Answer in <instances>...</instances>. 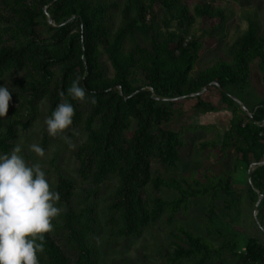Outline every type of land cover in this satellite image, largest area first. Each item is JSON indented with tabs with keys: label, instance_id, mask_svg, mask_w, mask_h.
Returning <instances> with one entry per match:
<instances>
[{
	"label": "trees",
	"instance_id": "trees-1",
	"mask_svg": "<svg viewBox=\"0 0 264 264\" xmlns=\"http://www.w3.org/2000/svg\"><path fill=\"white\" fill-rule=\"evenodd\" d=\"M214 1L195 3L191 14L183 0H124L118 7L112 3L119 9L122 25L111 32L105 0H0V83L7 76L20 74L13 81L19 112L15 107L9 109L2 131L0 119V154L12 147L19 120L24 119L22 127L26 128L35 118L40 99H46L50 115L58 102L68 98L60 92L66 94L72 80L82 76L96 103L71 100L75 108L71 126L85 134V141L74 153L77 173L95 187L116 178L108 210L117 218L119 236H138L163 216L170 224L175 215L186 213L195 198H206L210 222L216 217L213 204L217 198L227 205L235 204L246 191L252 194V188L262 196L255 229L264 234V100L246 113L227 95L230 86L239 94L249 88L253 66L260 71L264 85V35L259 32L255 11L242 10L246 28L227 47L225 60L194 71L199 44L191 33L192 24L195 18L223 21L222 11L212 5ZM155 5L165 17L159 25ZM46 14L53 26L46 22ZM41 26L46 36L38 33ZM102 54L111 76L100 62ZM208 85L215 89L222 109L231 118L224 133L199 142L198 148L219 154L232 150L238 157L236 162L246 167L250 156L256 164L250 173L251 186L246 182L242 189L233 188L232 174L223 170L215 173L205 168L200 179L151 171L152 163L174 169L181 162L183 141L178 132L163 126L171 121L175 102L198 94ZM192 109L199 116L217 112L199 99ZM199 127L216 132L212 125ZM146 186L154 191L171 190L175 196L170 200L147 197L143 193ZM55 190L66 207L60 228L73 245L75 256L72 260L45 233L42 255L46 264H95L94 249L86 239L97 233L93 206L88 203L75 209L73 183L61 174ZM169 233L172 241L162 254L168 264H215L225 258L235 264H264V237L252 232H241L242 252L237 251V241L229 239L230 232L221 228L214 231L216 241L182 226L172 227Z\"/></svg>",
	"mask_w": 264,
	"mask_h": 264
},
{
	"label": "rangeland",
	"instance_id": "rangeland-1",
	"mask_svg": "<svg viewBox=\"0 0 264 264\" xmlns=\"http://www.w3.org/2000/svg\"><path fill=\"white\" fill-rule=\"evenodd\" d=\"M105 1L109 6L108 24H110V30L113 32L122 25V19L119 9L112 6V3H116L118 7L124 0ZM199 1L202 0H183V3L187 5L191 14L194 4ZM212 5L222 11L224 19L223 21L207 18L194 19L191 33L199 44L198 59L194 71L211 66L217 60H225L227 47L246 28V22L241 17L242 10L252 9L255 11L258 16L259 32L264 35V0H215ZM154 13L156 25H159L162 18L165 17L158 5L154 6ZM46 22L53 26L47 14ZM170 28H174V22H170ZM38 33L42 36L45 35L43 26L39 28ZM100 62L106 67L107 75L111 76L112 70L105 54L100 56ZM18 78H20V74L15 73L12 76H7L3 82L10 87L12 99L9 102L6 116L0 118L2 121L1 131L6 124L9 109L15 107L19 112V101H15L13 97L16 91L13 81ZM227 95L228 99H232L234 104L246 113L259 100H264V85L258 68L256 66L252 67L250 85L247 90L239 94L235 86H230L227 88ZM198 99L213 105L217 112L199 116L192 109ZM24 100L25 96H23ZM222 107L223 104L220 102L217 92L210 86L206 87L205 90H201L198 94L175 102L173 107L175 113L171 121L163 127L179 133L183 141L180 152L181 162L174 169H164L160 165L152 163L151 171L163 175L180 174L200 179L199 175L205 168L215 173L223 170L232 174L233 188L242 189L246 182L251 186L250 173L254 170L256 164L252 162L250 156L248 157L250 165L246 167L244 164L236 162L238 157L232 150H226L224 154H219L216 150L207 148L200 150L198 148L199 142L215 139L217 135H221L229 128L231 115ZM22 113L27 114L26 110H23ZM47 113L48 103L46 99L42 98L37 102L35 118L29 126L22 127L25 122L24 119H20V124L14 126L16 134L9 152L19 144L22 148V154L29 163L39 162L41 164L54 190L59 174L72 181L74 186L72 205L75 209H79L88 203L93 206L94 216L97 220V233L88 235L86 239L94 249L93 260L95 264H168L162 254L163 250L169 246V242L172 241L169 232L174 226H182L211 241H216L214 231L221 228L223 231L230 232L228 234L230 240L237 241V251L239 252L243 251L242 231L255 233L260 239L264 237L261 231L255 229L257 207L262 196H259L253 188L254 194L249 192L247 194L246 191L247 195L244 193V197L235 204L227 205L221 198H217L213 204L216 217L211 218L210 222L207 220L208 206L206 198H195L190 200L186 213L175 215L172 223L166 224L163 216L138 236H119L115 230L117 218L115 214L108 210L109 198L117 183L116 178L110 177L97 187L91 185L88 181L82 180L77 173L78 162L74 153L85 141L84 132L79 127L70 125L63 133L50 136L44 123L45 117L48 116ZM200 124L204 126L212 125L216 132L201 128L199 127ZM133 128L132 126L128 129L127 136L131 134ZM65 137L69 139L71 146H69V142L65 140ZM32 143H38L45 149L43 156H38L30 150L29 145ZM143 193L147 197L158 195L165 200H170L175 196L171 190L160 189L154 191L149 186L145 187ZM59 205L61 212L52 221L54 229L46 234L55 240L61 250L73 260L75 256L73 245L66 239L65 232L61 231L60 228L66 207L60 202ZM39 258L40 264H46V259L42 254ZM176 264H191V261H181ZM215 264H235V262L225 258Z\"/></svg>",
	"mask_w": 264,
	"mask_h": 264
},
{
	"label": "clouds",
	"instance_id": "clouds-1",
	"mask_svg": "<svg viewBox=\"0 0 264 264\" xmlns=\"http://www.w3.org/2000/svg\"><path fill=\"white\" fill-rule=\"evenodd\" d=\"M77 76L51 114L45 117L50 136L63 133L73 122L75 108L71 100L96 103L94 92ZM12 99L10 87L0 83V118L6 116ZM65 140L71 143L67 137ZM30 150L43 156L45 149L38 143ZM60 192L51 187L39 162L29 163L19 144L10 152L0 154V264H40L45 250V233L54 229L53 220L60 212Z\"/></svg>",
	"mask_w": 264,
	"mask_h": 264
},
{
	"label": "water",
	"instance_id": "water-1",
	"mask_svg": "<svg viewBox=\"0 0 264 264\" xmlns=\"http://www.w3.org/2000/svg\"><path fill=\"white\" fill-rule=\"evenodd\" d=\"M208 86H209V85H208ZM208 86H207V87H208ZM205 89H206V88H204L203 90H205Z\"/></svg>",
	"mask_w": 264,
	"mask_h": 264
}]
</instances>
